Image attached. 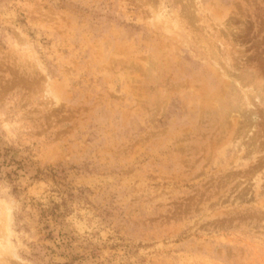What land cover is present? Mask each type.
I'll list each match as a JSON object with an SVG mask.
<instances>
[{"label": "rangeland", "instance_id": "rangeland-1", "mask_svg": "<svg viewBox=\"0 0 264 264\" xmlns=\"http://www.w3.org/2000/svg\"><path fill=\"white\" fill-rule=\"evenodd\" d=\"M0 264H264V0H0Z\"/></svg>", "mask_w": 264, "mask_h": 264}]
</instances>
